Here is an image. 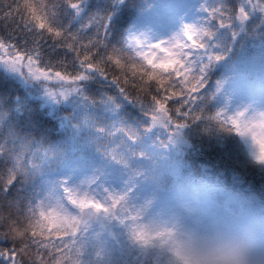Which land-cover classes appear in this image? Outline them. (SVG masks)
<instances>
[{"label":"snow or ice","instance_id":"obj_1","mask_svg":"<svg viewBox=\"0 0 264 264\" xmlns=\"http://www.w3.org/2000/svg\"><path fill=\"white\" fill-rule=\"evenodd\" d=\"M181 7L0 0V264H99L121 224L128 264H168L162 218L185 195L264 211V95L236 85L264 53V0ZM97 101L148 120L146 152L98 126ZM193 157L217 164L206 186L174 168Z\"/></svg>","mask_w":264,"mask_h":264},{"label":"rangeland","instance_id":"obj_2","mask_svg":"<svg viewBox=\"0 0 264 264\" xmlns=\"http://www.w3.org/2000/svg\"><path fill=\"white\" fill-rule=\"evenodd\" d=\"M177 2L183 5V7L179 9L181 12L194 14L192 13V9L196 8L197 5H202L205 0H177ZM207 3L212 5L211 0H207ZM262 57H264V53L260 52L259 50L255 54H252V58H254L255 61L258 60L262 62ZM236 85L239 88L249 91L250 95L248 99L250 101L259 98L261 95H264V82H261L260 80L256 79L254 80V83H249L245 80L244 75H237ZM110 117H115V115L111 114ZM96 121L99 127L110 129L112 135L117 137L125 148H131L136 152H146L147 145L150 143V138L155 131V129H152L151 131L148 130L149 122L147 119L145 120L147 122L146 126L143 128V130L138 131L121 128L119 129L113 124H109L105 119ZM128 137H131L130 144L128 142ZM174 168L178 172L184 173V171L181 170L182 160L175 163ZM206 176V169H201L199 176L196 177L186 172L184 174V181L187 185L200 183L206 186ZM246 210L247 212L255 211V209L250 208L249 206ZM233 213H235V210H233ZM207 218L212 217L208 215L203 203H198L193 200L190 194L185 195L181 199L180 206L176 211L169 213L162 218L169 227L174 228L175 230L172 247L169 250L170 259L168 264H179L181 260H183L185 264H201V261L196 259V246L200 240L206 241L210 246H214L215 251L222 252V247H220V245L223 243L222 237L211 235L200 237L198 235L189 234L185 229L187 221L191 219ZM158 219L159 217L157 216H149L145 219L144 223H152ZM119 227L123 231L118 234L120 237L118 248L106 246L104 242H99L96 244V255L101 258L99 264H128L130 257L140 253L141 250L137 247L131 237L130 229L125 227L123 224H121ZM253 234L258 241L257 259L259 261H264V218L262 220L261 230ZM180 237L184 238L181 239Z\"/></svg>","mask_w":264,"mask_h":264},{"label":"clouds","instance_id":"obj_3","mask_svg":"<svg viewBox=\"0 0 264 264\" xmlns=\"http://www.w3.org/2000/svg\"><path fill=\"white\" fill-rule=\"evenodd\" d=\"M185 229L189 234L223 238L222 252L215 251L206 241L197 243L196 259L201 264H264L257 259L258 241L245 226L222 218L191 219ZM179 235V234H178ZM183 239L184 237H180ZM179 264H185L183 260Z\"/></svg>","mask_w":264,"mask_h":264},{"label":"trees","instance_id":"obj_4","mask_svg":"<svg viewBox=\"0 0 264 264\" xmlns=\"http://www.w3.org/2000/svg\"><path fill=\"white\" fill-rule=\"evenodd\" d=\"M212 4H215L218 2V0H211ZM262 62L255 61L254 58H252V54L246 56L243 58V63L247 66L248 71L245 73V75L250 78L254 76H263L264 74V57H262ZM231 70V69H229ZM90 108L93 112V116L96 120H103L105 119L109 124H113L115 127L121 128V129H129V130H141L147 122L145 121L146 118H144L142 115L138 116L134 119H129L128 114L125 111V108L123 105L121 107L117 108L116 110H113L111 106L104 104L102 101H97L95 103L90 104ZM115 115V117H110V115ZM219 151V150H218ZM213 156L216 155V153L212 154ZM185 163L190 167V170L197 171L202 167H205L206 165H211L213 168H216L217 164L215 160L209 159H197L195 157L189 158L188 160H185ZM206 168V167H205ZM251 179V177H249ZM230 180V177H229ZM259 185L257 184V187ZM207 207L214 211L219 212L224 219L231 220L229 218V214L231 212V209H236L238 213L242 211L243 208H247L248 205L242 204V203H236V204H229V205H215L211 202L207 203ZM258 219V213L252 212L248 213L245 216H238L236 223H239L245 227L246 224L251 225L254 221ZM248 222V223H246Z\"/></svg>","mask_w":264,"mask_h":264}]
</instances>
